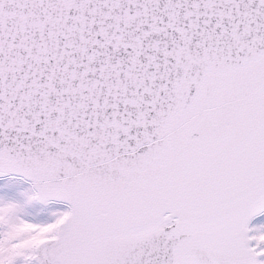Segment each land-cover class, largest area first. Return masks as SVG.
I'll use <instances>...</instances> for the list:
<instances>
[{
    "label": "snow or ice",
    "instance_id": "6c2138e0",
    "mask_svg": "<svg viewBox=\"0 0 264 264\" xmlns=\"http://www.w3.org/2000/svg\"><path fill=\"white\" fill-rule=\"evenodd\" d=\"M0 264H264V0H0Z\"/></svg>",
    "mask_w": 264,
    "mask_h": 264
}]
</instances>
